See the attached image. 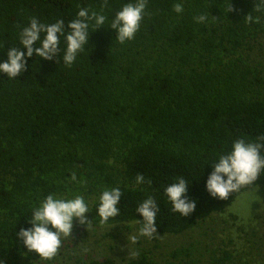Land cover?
Here are the masks:
<instances>
[{
  "label": "trees",
  "instance_id": "obj_1",
  "mask_svg": "<svg viewBox=\"0 0 264 264\" xmlns=\"http://www.w3.org/2000/svg\"><path fill=\"white\" fill-rule=\"evenodd\" d=\"M128 2L0 0V61L10 48L20 47L19 32L33 17L45 24L63 19L67 27L82 7L111 20ZM177 2L183 3L182 14L174 11ZM259 4L148 0L130 41L121 44L108 25L95 30L92 23L85 51L70 67L61 52L50 61L29 59L16 79L0 73L3 264L38 258L17 233L30 226L26 218L49 194L82 195L90 209L88 220L96 226L143 222L136 208L151 196L159 205L157 233L180 235L255 187L220 200L204 185L211 163L231 149L234 139L254 142L264 136V70L256 59L264 45V6L257 11ZM248 14L260 22L248 23ZM201 15L206 19L198 23ZM138 174L146 182L136 186ZM176 177L190 183L189 196L197 201L187 217L171 210L163 192ZM258 184L264 186V175ZM111 188L123 193L121 214L101 222L99 196ZM189 248L171 256H190ZM76 263L117 264L111 258H77ZM124 264L157 263L141 251Z\"/></svg>",
  "mask_w": 264,
  "mask_h": 264
},
{
  "label": "clouds",
  "instance_id": "obj_2",
  "mask_svg": "<svg viewBox=\"0 0 264 264\" xmlns=\"http://www.w3.org/2000/svg\"><path fill=\"white\" fill-rule=\"evenodd\" d=\"M148 0H131L115 13L113 19L88 8H80L76 18L69 21L67 27L63 19L54 23H41L37 18L30 19L28 26L19 32L20 47H12L7 52V59L0 61V73L9 79H16L27 70L28 60L36 57L44 60H52L57 55H62V61L66 66L75 63L78 55L85 51V46L90 37V24L94 23L95 30L108 25L115 32L116 40L123 44L135 38L139 31L141 21L146 15ZM264 6V0L256 7L257 11ZM174 11L182 14L183 3L174 4ZM205 16L196 18L198 23L204 22ZM248 23H259V17L247 15ZM35 45V46H34ZM63 45V47H62ZM25 49L26 51H22ZM212 171L205 181V191L213 198L228 199L230 194L240 191L241 188L252 186L255 192L258 189V181L264 175V136H260L254 142L245 139H234L231 149L225 154L219 155L211 163ZM204 172V169H203ZM203 175V173H202ZM71 179L76 181L75 174ZM145 177L138 174L135 185H143ZM189 185L183 177H176L171 183L164 186L163 192L167 201L171 204V210L187 217L193 213L197 201L189 196ZM122 191L120 188L104 189L99 196L96 209L101 222H107L121 214L119 207ZM89 206L82 195L71 198H58L55 194H49L43 198L37 206L32 208L31 218L26 222L29 227L20 228L17 233L28 252H35L39 259H52L61 248L63 238L71 236L74 222L81 225H89L87 213ZM159 205L156 200L148 196L136 208L143 222L137 219L141 225L139 236L153 238L157 233V213ZM0 264H3L0 261Z\"/></svg>",
  "mask_w": 264,
  "mask_h": 264
},
{
  "label": "rangeland",
  "instance_id": "obj_3",
  "mask_svg": "<svg viewBox=\"0 0 264 264\" xmlns=\"http://www.w3.org/2000/svg\"><path fill=\"white\" fill-rule=\"evenodd\" d=\"M256 59L264 70V45ZM141 225L124 222L96 226L74 222L71 236L50 260L21 258L16 264H77V258L113 259L117 264L148 253L157 264H264V186L241 193L224 212L200 221L180 235L139 236ZM190 247V256H171ZM194 261L188 262L187 260ZM221 260H223L221 262Z\"/></svg>",
  "mask_w": 264,
  "mask_h": 264
}]
</instances>
